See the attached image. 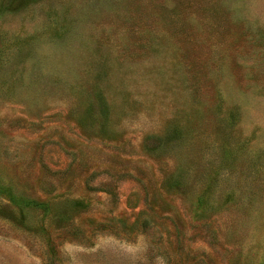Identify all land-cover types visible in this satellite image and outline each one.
<instances>
[{"label": "rangeland", "instance_id": "rangeland-1", "mask_svg": "<svg viewBox=\"0 0 264 264\" xmlns=\"http://www.w3.org/2000/svg\"><path fill=\"white\" fill-rule=\"evenodd\" d=\"M0 264H264V0H0Z\"/></svg>", "mask_w": 264, "mask_h": 264}]
</instances>
